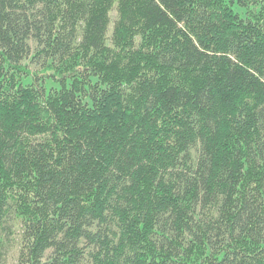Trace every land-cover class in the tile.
Masks as SVG:
<instances>
[{"label": "trees", "instance_id": "1", "mask_svg": "<svg viewBox=\"0 0 264 264\" xmlns=\"http://www.w3.org/2000/svg\"><path fill=\"white\" fill-rule=\"evenodd\" d=\"M86 257L264 264V0H0V264Z\"/></svg>", "mask_w": 264, "mask_h": 264}, {"label": "rangeland", "instance_id": "2", "mask_svg": "<svg viewBox=\"0 0 264 264\" xmlns=\"http://www.w3.org/2000/svg\"><path fill=\"white\" fill-rule=\"evenodd\" d=\"M112 16H113V18H115L116 13H113ZM112 27L113 26L111 25V28ZM111 28H110L109 34L111 33ZM30 44L32 47V52H31L29 58L24 61V63L28 64L32 70H37L41 67V61H39L38 58H33V55L36 54V51H37V42L35 40H30ZM210 211H213V210L211 209ZM82 264H91L90 259L88 257H86L85 260L82 262Z\"/></svg>", "mask_w": 264, "mask_h": 264}]
</instances>
